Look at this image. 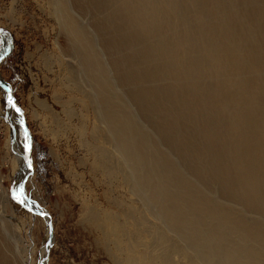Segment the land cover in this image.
<instances>
[{"label":"rangeland","instance_id":"rangeland-1","mask_svg":"<svg viewBox=\"0 0 264 264\" xmlns=\"http://www.w3.org/2000/svg\"><path fill=\"white\" fill-rule=\"evenodd\" d=\"M152 1L157 10L153 18L159 19L160 28L143 32L116 0H0V79L10 87L21 111H12L8 93L0 86V264H43L41 252L48 237L46 218L24 206L20 186L14 189L20 162L12 145L11 125L22 154L30 146V163L21 168L22 177L26 169L24 194L50 214L52 240L46 264L123 262L130 246L137 255L142 245H150L156 225L164 231L165 242L176 245L173 257L179 264H203L204 257L161 219L148 191L127 178L129 165L120 157L102 118L104 100L118 122L131 121L130 136L144 141L145 154L155 161L146 160L142 169L156 186L155 182L163 186L158 190L162 197L194 218L198 234H210L217 244L222 243V251L261 249L254 239L235 235L231 224L209 216V209H215L264 234V213L247 208L228 192L234 191L237 172L224 165L227 130L223 117L212 111L211 102L217 99L212 95L213 81L205 71L198 81L177 79L166 67L170 59L174 66L184 61L174 47L182 35L187 33L185 38L194 42L187 51L194 55L207 43L197 41L200 29L195 25L194 7L183 0H169L177 4L176 15L163 17V2L147 0L145 8ZM244 1L223 0L221 5H234L226 15L236 16L237 34L260 22L249 18L255 6L248 5L264 7V0ZM63 2L93 39L107 88L99 90L70 47L61 23ZM259 25L255 38L264 34ZM154 40L164 43L165 53L155 47ZM198 64L203 71V60ZM21 116L28 135L21 127ZM169 167L184 183L167 175ZM186 186L193 200L188 204ZM90 210L98 213L104 225L109 224L105 219L109 225L118 224L121 235L104 241L101 230L86 221ZM160 247L149 249L157 253ZM256 261L264 263V252Z\"/></svg>","mask_w":264,"mask_h":264},{"label":"bare ground","instance_id":"bare-ground-1","mask_svg":"<svg viewBox=\"0 0 264 264\" xmlns=\"http://www.w3.org/2000/svg\"><path fill=\"white\" fill-rule=\"evenodd\" d=\"M140 1L143 5H139ZM144 1L147 0H116L120 8L126 11L128 17L133 16L139 31L156 30V27L160 28V24L158 18H153L154 13L157 11L153 5L155 1H152L147 8H145ZM159 1L160 3L163 2L161 11L163 17L167 13L176 15L177 4L175 2L169 0ZM183 1L194 7L195 25L200 29L199 35H196L197 41L205 40L207 43L201 45L199 53L194 55L193 51L191 53L187 52L189 43L193 44L194 42L185 38L187 33L184 36L182 35L181 41L174 42V47L180 50L184 61L174 66L175 62L170 59V64H166L169 69H166L176 75L177 79H195L196 81L205 75V71L208 74L207 78L213 81L212 95L217 99L215 102H211L213 104L212 111L220 115L221 118L223 117V123L227 130L225 140L228 159L224 165L233 168L237 172L236 179L232 182L234 191L230 192L228 190L229 186H227V190L234 199L243 203L247 208L264 213V34L259 38L254 37L258 25L261 24L264 27V19L262 18L264 7L248 5L249 7L255 6L250 8L252 15L249 18L255 20L257 17L260 22L257 23V27L251 26L244 33L237 34L236 28L233 26L237 21L236 16L231 13L226 15L233 10L234 5L228 4V7L222 8L221 5H224L223 0ZM240 1L245 2L244 0ZM61 7L64 11L61 16L62 28L69 37L70 47L78 54L83 69L87 71L90 79L97 83L99 90L100 88H107L109 84L103 78L105 71L103 72L102 65L97 61L93 39L86 35L78 22L68 13L66 3H61ZM171 30L173 31V29ZM153 43L161 53H165L163 42L154 40ZM200 59L203 60V71H199L198 67L195 66L199 65ZM104 101L103 104L105 103L106 108L102 112L103 116H101L104 119L106 131L111 141L121 154L120 157L129 165L130 170L127 178L136 180L140 187L148 191V196L157 207L161 219L169 223L177 233H181L194 250L204 257L203 264H264L256 261V258L264 252V234L259 232L260 230L250 229L251 227L243 221L235 222V220L228 217V214L222 215L215 209H209V216L211 215L212 218L231 224L235 235L247 236L248 239L259 242L261 247L259 251L248 253L243 252L244 249L239 247L237 249L229 247L227 250L222 251V243L217 244L210 237V234H198L193 229L194 218H190L184 211H180L170 204L166 197H162L158 190H162L163 186L155 182L156 186L142 169L145 162L147 163L146 160L150 159V162L154 160L151 156H147L148 153L145 154L144 141L141 142L139 138L136 139L130 136V129L133 128L131 121L118 122L117 114L113 112V108L110 107L109 109L107 107L108 101ZM8 102L10 103L9 99ZM9 121L11 122V119ZM13 133V130H11L12 137ZM214 135H217V133L214 132ZM12 145L20 162L18 176L14 181L16 192L21 184V178H24L26 174V169H24L22 177L21 168L24 167V153L22 154L20 148H17L15 141ZM172 171H174L172 167H169V170H166V173H169L167 175L177 176L184 183L182 176L178 172ZM168 198L170 197L168 196ZM185 199L186 204L193 201L188 193V186L185 187ZM27 206L35 211L41 210L35 201ZM182 206H184V201ZM87 214L88 219L86 221L101 230L104 241L111 240V236L121 235L118 224L111 223L109 225L110 221L105 219L109 224L108 226L107 224L104 225L103 219L93 210H90ZM44 217L47 221V216ZM164 234V231L156 225L150 235H153V239L149 242V246H161L159 252L152 251L148 245H142L143 249L136 255L132 251V246H130V252L124 261L113 260V264H179L177 257L175 255L173 257V248L176 245L165 242ZM14 237V234H12L11 239ZM44 251L41 252V259L44 258ZM245 257L246 259L243 260Z\"/></svg>","mask_w":264,"mask_h":264},{"label":"water","instance_id":"water-1","mask_svg":"<svg viewBox=\"0 0 264 264\" xmlns=\"http://www.w3.org/2000/svg\"><path fill=\"white\" fill-rule=\"evenodd\" d=\"M0 86H2V88H4L7 93H8V99L11 103V109L12 111H15V112H19L21 114V111H18L17 109H19L17 107V105L15 104L14 102V97H13V94L11 92V89L8 85H6L5 83L2 82V80L0 79ZM20 110V109H19ZM20 124H21V127L23 129V131L26 133V135H28V132L26 130V123H25V120L24 118L21 116V119H20ZM11 129L13 130V137H12V141H15V137H16V130L14 128L13 125H11ZM29 154H30V146H29V143L27 144V147L25 149V152H24V160L25 161V168L27 165H29L30 163V159H29ZM26 179V175L24 176V178L22 179V183L20 184V189L22 190V194H23V197L26 199V202H27V205H31V200L29 198H27L24 194V181ZM24 205V204H23ZM26 208H28L31 212L33 213H36V214H39V215H42V216H47V227H48V237H47V240H46V243L44 244V250H45V256H44V263L43 264H46V259H47V254H48V247H49V244L52 240V224H51V220H50V214L48 212H46L45 210H38V211H35L33 209H31L30 207L24 205Z\"/></svg>","mask_w":264,"mask_h":264},{"label":"snow or ice","instance_id":"snow-or-ice-1","mask_svg":"<svg viewBox=\"0 0 264 264\" xmlns=\"http://www.w3.org/2000/svg\"><path fill=\"white\" fill-rule=\"evenodd\" d=\"M19 111V109H17Z\"/></svg>","mask_w":264,"mask_h":264}]
</instances>
